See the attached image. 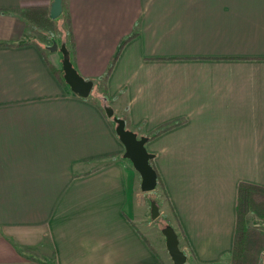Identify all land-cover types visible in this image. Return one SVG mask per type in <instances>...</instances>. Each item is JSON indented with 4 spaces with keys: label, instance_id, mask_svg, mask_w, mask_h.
I'll use <instances>...</instances> for the list:
<instances>
[{
    "label": "crops",
    "instance_id": "1",
    "mask_svg": "<svg viewBox=\"0 0 264 264\" xmlns=\"http://www.w3.org/2000/svg\"><path fill=\"white\" fill-rule=\"evenodd\" d=\"M51 1L0 0V264H174L104 91L139 135L179 121L146 142L161 213L187 264H231L238 186H264V0H65L86 97L17 43L18 9Z\"/></svg>",
    "mask_w": 264,
    "mask_h": 264
},
{
    "label": "trees",
    "instance_id": "2",
    "mask_svg": "<svg viewBox=\"0 0 264 264\" xmlns=\"http://www.w3.org/2000/svg\"><path fill=\"white\" fill-rule=\"evenodd\" d=\"M65 6H66L65 0H63V10L61 12V15L65 14L67 16L64 20L67 26V30L65 28L64 29H65V32L70 35L68 39H66V41L64 42L66 43L70 51V58L72 60L74 46H75L74 37L72 34V25H71V19H70L69 13L64 11ZM18 13L26 21L27 30H31V28L39 27V28H44L48 30L49 32H51L50 36H47L46 34H44L41 37L42 41H44L46 44L52 43V39H53L52 33H56L57 35H59L64 32V29H62V25L60 22V15L56 18H52L50 16V7L48 5L27 6V7L18 9ZM54 38H57V37H54ZM31 41L37 43L40 46L42 44L41 40L37 38H33V39L30 38V39H24V40L21 39L17 43L22 44V43L31 42ZM2 43L10 44L12 42H2ZM121 46L122 45L119 46V49L112 57L106 72L104 73V75H102L100 80L105 82V80L107 79L111 71V68L119 54ZM43 49L47 51L45 48ZM55 70L58 73L61 81L66 84L67 82L63 76L64 71L62 69V66L55 68ZM103 98H104L103 102H108L106 91H104ZM178 122L179 121L165 123L155 128L150 133H147L144 135H146L149 140L157 136L161 132L165 131L166 129L174 126ZM126 126L128 127L127 123H126ZM150 162L153 165V167L156 169L155 164L153 162V158L150 159ZM156 172H157V179H158L156 187L162 186V181L158 174L157 169H156ZM156 187L154 188V190L156 189ZM157 202L159 206L161 207L160 202L159 201ZM250 213L264 217V186L250 183V182H241L238 186V194H237V222H236V230H235V235H234L233 247L230 253L231 264H260L261 263L262 252L264 250V229L248 221ZM167 224H172V221L170 219H167ZM173 226L177 231V228L175 227V225ZM177 233L179 237V245L182 248L183 245H182L181 234L178 231ZM182 249L186 253V249L185 248H182Z\"/></svg>",
    "mask_w": 264,
    "mask_h": 264
},
{
    "label": "water",
    "instance_id": "3",
    "mask_svg": "<svg viewBox=\"0 0 264 264\" xmlns=\"http://www.w3.org/2000/svg\"><path fill=\"white\" fill-rule=\"evenodd\" d=\"M63 10V0H52L50 3V16L58 17ZM50 50L59 49L62 53V69L64 71V79L69 84L71 90L83 97L90 94L94 81L84 77L74 66L70 51L65 42L60 45L57 40L52 39V43L47 45ZM103 108L108 117H113L116 126L115 130L120 140L125 145L123 155L129 158L133 166L141 175V188L144 191L153 190L157 185V172L150 162L154 154L146 148L148 137L139 135L136 131L126 126V121L123 117L115 114V109L112 104L105 102ZM151 217L157 218L160 215V206L156 200L151 202ZM162 233L165 236V243L174 264H184L187 261V254L179 245V237L176 229L172 224H166L162 228Z\"/></svg>",
    "mask_w": 264,
    "mask_h": 264
},
{
    "label": "rangeland",
    "instance_id": "4",
    "mask_svg": "<svg viewBox=\"0 0 264 264\" xmlns=\"http://www.w3.org/2000/svg\"><path fill=\"white\" fill-rule=\"evenodd\" d=\"M63 29H64V27H63ZM65 29L67 30V26L65 27ZM27 31H29V32H27ZM27 31H26V33H24L25 35L22 36V39L24 40V39H30V38L31 39L37 38V39L41 40V43L43 44L44 48L47 50V52L50 53L52 60H55L58 55H62V53H61V51L59 49L50 50L47 47V45H49L51 43H47L46 44L44 41H42V38H41L42 35L46 34L47 36H50L51 32H49L48 30H46L44 28H39V27L31 28V30H27ZM52 34H53V38L57 37V39L59 41L56 38H54V39L57 40L58 44L60 45L63 42L62 33L59 34V35H57L56 33H52ZM44 44H46V45H44ZM95 89H96V87L94 86L93 89L91 90V95H93V93H95ZM127 159H128L127 161L132 164V161L129 158H127ZM132 167H133V169H135L133 164H132ZM137 173H139V172H137ZM145 195L146 196L144 197V195L141 194L139 199H140V201L144 200L145 202H147L148 211H146L147 214L145 216L140 214V218L143 219L142 223L146 225L145 227H147L148 231L152 234L151 238L152 239H154V238L156 239L157 236H162L163 235V234H161V231H162L163 226L167 224V219H169V217H165L161 213V208H160V215L157 218H155V219H150L148 213H149V211L151 209L152 200H156V201H159L161 203V202H165L166 197L164 195V192H163V189H162L161 186L156 187V190H149L147 193H145ZM163 208L165 210H167V208L164 206V204H163ZM150 215H151V212H150ZM170 220L172 221L173 225H177L176 221L171 219V217H170ZM248 221L250 223H252L254 225H257V226H259V227L264 229V217H261V216H258L256 214L250 213ZM184 264H187V263L185 262ZM260 264H264V250L262 252V260H261Z\"/></svg>",
    "mask_w": 264,
    "mask_h": 264
}]
</instances>
